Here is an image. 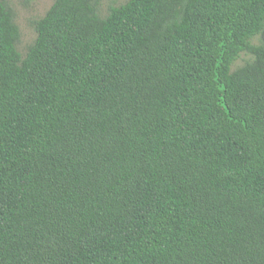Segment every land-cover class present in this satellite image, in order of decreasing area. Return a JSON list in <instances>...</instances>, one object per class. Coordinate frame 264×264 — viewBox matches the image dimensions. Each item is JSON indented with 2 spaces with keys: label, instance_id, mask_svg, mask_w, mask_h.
Here are the masks:
<instances>
[{
  "label": "trees",
  "instance_id": "16d2710c",
  "mask_svg": "<svg viewBox=\"0 0 264 264\" xmlns=\"http://www.w3.org/2000/svg\"><path fill=\"white\" fill-rule=\"evenodd\" d=\"M102 2L0 0V264H264V0Z\"/></svg>",
  "mask_w": 264,
  "mask_h": 264
},
{
  "label": "rangeland",
  "instance_id": "374dc122",
  "mask_svg": "<svg viewBox=\"0 0 264 264\" xmlns=\"http://www.w3.org/2000/svg\"><path fill=\"white\" fill-rule=\"evenodd\" d=\"M7 1L15 11V20L21 33L18 49L23 55H26L29 47L37 38L35 22L46 15L55 0H31L30 2H24L22 0ZM127 1L128 0H103L101 12L103 15H106L112 6L121 5ZM249 58L248 55H243L236 63L235 68L244 65Z\"/></svg>",
  "mask_w": 264,
  "mask_h": 264
}]
</instances>
